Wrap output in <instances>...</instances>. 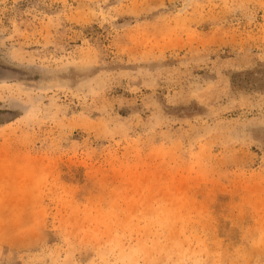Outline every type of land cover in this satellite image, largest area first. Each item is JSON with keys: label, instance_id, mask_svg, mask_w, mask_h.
Here are the masks:
<instances>
[{"label": "rangeland", "instance_id": "obj_1", "mask_svg": "<svg viewBox=\"0 0 264 264\" xmlns=\"http://www.w3.org/2000/svg\"><path fill=\"white\" fill-rule=\"evenodd\" d=\"M0 264H264V0H0Z\"/></svg>", "mask_w": 264, "mask_h": 264}]
</instances>
